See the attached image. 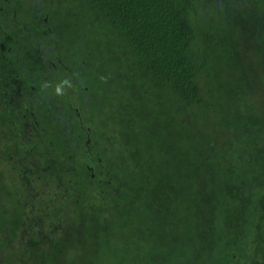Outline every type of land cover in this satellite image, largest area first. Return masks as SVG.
Returning <instances> with one entry per match:
<instances>
[{
  "label": "trees",
  "instance_id": "obj_1",
  "mask_svg": "<svg viewBox=\"0 0 264 264\" xmlns=\"http://www.w3.org/2000/svg\"><path fill=\"white\" fill-rule=\"evenodd\" d=\"M200 3L0 0L17 15L8 22L14 28L7 29V46L22 51L19 42H38V62H24L17 72H38L41 80L42 73L54 72L61 89L54 98L63 102L50 97V112L42 102L49 96H41L37 114H20L2 109L0 95V121L15 127L20 117L31 124L21 125L24 135L13 154L0 152L15 161L24 182L9 192L14 203L4 206L1 220L9 228L0 226L2 264H264V115L244 99L243 83L252 73L246 80L225 41L205 28ZM250 8L233 17L242 31L260 36L264 66V9L262 24L255 25ZM215 11L223 19V7ZM210 49L229 68L232 86L222 95L216 85L205 89L214 61ZM97 81L108 89L104 97L93 95L90 105L108 104L111 114L101 109L100 115L112 126L103 127L102 139L88 149L84 100ZM195 108L217 122L211 140L197 126L203 114L193 121ZM189 122L191 134L184 131ZM223 135L226 153L219 146ZM202 139L211 143L208 154L194 144ZM8 143L0 136V146ZM31 158L36 166L27 163ZM33 174L40 182L53 179L54 189L38 190L32 203ZM89 202L97 204L87 209Z\"/></svg>",
  "mask_w": 264,
  "mask_h": 264
},
{
  "label": "rangeland",
  "instance_id": "obj_2",
  "mask_svg": "<svg viewBox=\"0 0 264 264\" xmlns=\"http://www.w3.org/2000/svg\"><path fill=\"white\" fill-rule=\"evenodd\" d=\"M200 10L198 13V18L200 20L202 19L203 23L205 24V28L207 29L209 25L212 27L214 32L218 33V39L221 38L222 41H225L226 46L225 48L229 49L232 51V58L237 57V63L241 64L243 67L242 72L246 74V80L248 79L250 73H252L253 77H251L250 82H245L243 83L245 95L244 99L249 100L251 103H256L255 110L258 112L262 113L264 115V66L260 65L261 62H263V55L262 52L260 51V47L257 46L256 42H260V36L256 35L254 31L251 33H248L247 31H242L241 26H238L241 21L240 18H237V16H234V14H239L240 11L245 10L244 13H250L248 12V6L251 5V11L253 10L256 13V21L255 25H261L262 24V19L261 16L263 15V9L264 5H258L255 7V4L253 2H256V0H200ZM77 7V2L74 1L73 3V8ZM223 7V13L219 18L223 19H217L216 17V8ZM215 10H214V9ZM247 8V9H245ZM231 20V22H230ZM207 32V31H206ZM207 38H209V33L207 32L205 34ZM259 38V39H256ZM256 39V40H255ZM120 47V46H119ZM210 52L212 53V57L214 59L213 61V66L211 67V72L212 75H208L210 79V84L206 87L205 89L207 90L209 87L212 85H216L222 94L226 93V90L228 92V88L232 86V82H230L226 78V73L229 71V68L226 66V59L223 58V56H219V53L217 54L216 50L212 52L210 49ZM254 52V54H253ZM132 63L130 60L126 59V62L124 64ZM120 62H117V65H119ZM222 65L225 67L226 71L221 72V67ZM123 67L122 65H119ZM219 68V72H215V67ZM131 75H134V73L131 70V67L129 66L127 69ZM237 69L236 67L231 69V72H236ZM135 77V76H133ZM137 78V77H135ZM240 81L243 80V78L240 76ZM139 79V78H137ZM245 81V80H243ZM92 89L89 92V95L85 97V104L87 102L85 114H84V119L86 120V128L90 129V138L91 142L101 140V132L104 130L103 127H110V121L111 119H104V116L107 115L109 116L111 112L109 111L108 104H104L101 106V103H98L93 105V101L90 99L93 95L98 94L101 97H104V93L108 89V86H104L101 82L97 81L95 85L92 86ZM86 90V89H85ZM112 90V89H111ZM109 93L110 89H109ZM112 95V94H111ZM74 96L76 94L74 93ZM82 99H80V102ZM103 101V100H102ZM118 99L113 100V108L117 106L118 104ZM79 105V104H78ZM103 109V115H100V111ZM81 110V108H80ZM194 114L195 118L193 121L197 122L199 115L203 114L201 117L202 121L197 122V126H201L202 130L200 129L201 133L208 139L211 140V138L214 137L215 134V129L217 122L213 121V119L210 118L208 114L205 112H202L198 109H194ZM83 115V114H82ZM205 116H207V119H205ZM186 119L184 118L183 121ZM109 122V123H108ZM113 124V123H112ZM188 126L190 127V122L188 123ZM179 127L183 129V125L180 124ZM108 128V131L110 130ZM14 127H11L9 123H4V119L0 121V136L2 138L3 142H11L6 144L5 146H0V152L9 155L13 154L15 152V147L18 149V146L20 145V142H22V138H19L18 133L15 132L13 133ZM86 130V129H85ZM194 125H191L190 128L187 127V130H184L188 134L194 132ZM20 135L23 136V132H20ZM198 139H200L198 137ZM87 140V135L84 138V144L86 143ZM180 139L178 138V142L180 143ZM222 142L219 144V146L222 148L221 152L226 153L225 151H228L227 145V135L222 136ZM15 144V145H14ZM194 144H197L200 147V150L202 149L203 151H206L208 154V151L211 147V143H207L204 139L202 140H197L194 142ZM20 153L17 152V154ZM215 153V150L212 152V154ZM180 152L177 151L176 155L177 157L179 156ZM211 154V155H212ZM29 161L27 162L29 165H32V158L28 159ZM15 161H12L10 159L9 161L6 160L3 157H0V169L4 172L3 174L5 175V178H1L0 181V226L1 228H4L6 232H8L9 227H5V223H2V220L6 222V214L3 212L5 210V207H9L14 203L13 199L10 198L9 192H11L15 184L19 185V189L24 188V182L23 180H20V169L18 168L17 165L16 169L14 166ZM31 183L29 184V189H30V199L31 202L33 203L35 194L37 193L38 190H45V193H48L49 191H53L54 189V181L53 179H47L44 182L38 181L37 174H33L31 176ZM6 184V187H5ZM43 186V187H42ZM8 189V191H7ZM40 196H36V201L38 200ZM48 198V195L43 197L42 199ZM10 200V201H9ZM84 202L85 199H82ZM80 205L82 202L79 200ZM38 202H36L37 206ZM72 204V203H71ZM70 204V206H71ZM97 202H89L87 209H93L94 206H96ZM5 206V207H4ZM81 207V206H80ZM82 209V207H81ZM69 221V220H68ZM4 240V239H3ZM6 241H3L5 243ZM2 264V262H0Z\"/></svg>",
  "mask_w": 264,
  "mask_h": 264
},
{
  "label": "flooded vegetation",
  "instance_id": "obj_3",
  "mask_svg": "<svg viewBox=\"0 0 264 264\" xmlns=\"http://www.w3.org/2000/svg\"><path fill=\"white\" fill-rule=\"evenodd\" d=\"M9 5L11 4L9 3ZM0 11L3 15L2 27H0V95L1 98H5V101L3 102L5 105L2 106V109L11 110L13 113L19 112L21 114V111H26L37 114L39 111L38 101L40 100V97L49 96L48 100H46L45 102L44 100L42 101L44 103L43 106H45L43 108L44 110L47 108V110L53 112V100L50 99V97L54 98V93L57 87L54 83V72H48L47 74L42 73L41 76L43 80L40 79L38 72H17V69H19L18 65H20V69L25 68L24 62H34L35 64L36 62H38V42L34 41L33 44H25L22 42V44H20L19 42L16 45H21L23 47L22 51L21 49L19 50L7 46V29L14 28V26L12 24H8V22L17 21V15L14 10L13 12H10L6 8L2 7H0ZM15 28H18L19 32L21 31V27L16 26ZM22 29H26L25 26H23ZM21 34V32L17 33V35L20 36ZM23 53L29 54V57L27 55L25 57L20 56ZM52 66L54 67V65ZM54 68H51V70L53 71ZM28 97L34 98V101H30ZM23 98H25L27 101L24 105L22 104ZM55 101L59 104L63 103L61 100L55 99ZM0 102H2V99ZM46 104H48V107L46 106ZM76 112H79L78 109L76 110ZM32 116L34 119L37 118V115ZM18 120L19 126L14 127L13 133L17 132V136L21 138V125L23 124H21L22 120L20 117ZM35 124L38 125L37 122ZM30 125L31 124L26 123L23 125V128H26ZM83 128L90 132V129L86 128L84 125ZM90 144H92V142L91 138L88 136L84 145H86V147H88L89 149ZM32 164L36 166L35 161H32Z\"/></svg>",
  "mask_w": 264,
  "mask_h": 264
},
{
  "label": "clouds",
  "instance_id": "obj_4",
  "mask_svg": "<svg viewBox=\"0 0 264 264\" xmlns=\"http://www.w3.org/2000/svg\"><path fill=\"white\" fill-rule=\"evenodd\" d=\"M56 91L59 93L61 91V89L60 88H57Z\"/></svg>",
  "mask_w": 264,
  "mask_h": 264
}]
</instances>
